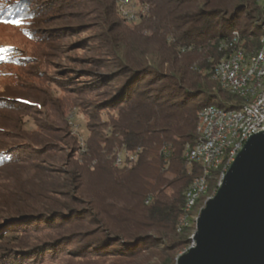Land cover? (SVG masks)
<instances>
[{
	"label": "trees",
	"instance_id": "trees-1",
	"mask_svg": "<svg viewBox=\"0 0 264 264\" xmlns=\"http://www.w3.org/2000/svg\"><path fill=\"white\" fill-rule=\"evenodd\" d=\"M135 1L140 9L131 21L118 0H0V21H21L30 40L50 49L58 47L60 31L41 30L43 22L53 14L91 13L103 30L97 49L112 52L107 66L116 68L104 77L109 88L104 100L79 103L87 131L81 141L64 117L66 99L60 105L23 93L20 71L29 75L40 57L0 47V63L14 71L9 92L15 91L0 96V264H176L191 242L194 220L191 226L180 224L186 191L203 166L189 162L185 150L198 140L203 107L242 105V98L215 78L216 65L237 46L232 45L235 32L247 53L260 47L264 4ZM111 25L141 37L143 47L134 57ZM56 83L66 94V85ZM36 112L45 117L33 116L35 128L26 129L21 115ZM64 151V167L47 164ZM119 153L122 165L115 164ZM223 167L211 171L201 204L216 189ZM100 184L106 186L103 196ZM113 184L124 192L119 202L110 198Z\"/></svg>",
	"mask_w": 264,
	"mask_h": 264
},
{
	"label": "rangeland",
	"instance_id": "rangeland-1",
	"mask_svg": "<svg viewBox=\"0 0 264 264\" xmlns=\"http://www.w3.org/2000/svg\"><path fill=\"white\" fill-rule=\"evenodd\" d=\"M259 1L263 2L264 4V0ZM118 5L124 15L131 17L129 18L132 19L131 21H133L134 16L140 9V5L136 3L135 0H118ZM132 7H134L135 11L131 16V13H127V11L132 10ZM86 14L87 15L84 17L77 15H62V17L61 15L53 14L51 18L47 19V21L43 22L42 25L39 26L41 30L46 31L47 33L52 31L54 32L56 30L60 31L59 34L61 38L56 42L58 46L56 49H50L49 47L45 48L44 44L39 45L38 43H35V41L30 40L23 31L21 24L0 21V47L15 46L25 50L27 53H33L40 57L38 59L39 62L36 64L38 65V68H33L29 72V75L20 71L22 77L25 79L22 85L25 86L24 88H27L23 93L26 95L32 94L34 96L45 97L49 102L57 100L58 104L62 102L61 99H66L64 117L67 119V121L74 123L76 128H73L74 130H72V132H78L76 134H79V139L81 141H83V138L87 136V131L85 118L80 115L81 110L79 108V103L83 102L85 104H89L104 100L107 95L106 91L109 92V88L104 86V77H109L111 74L113 75L111 72L116 70L114 67L107 66L106 60L110 57V55H112V52L105 51L104 49H97V46L100 45V43L97 41V37L100 35V32H103V30H101L99 27L100 21L92 18L90 16L91 13ZM113 26L111 25L110 28L113 30L115 35L120 32L126 38L128 42V49L134 57L138 47H143V40L141 37H138L137 34L126 33L123 30L119 31L113 28ZM130 26H133V24H130ZM13 73L14 71L12 69L9 71L7 67L0 63L1 97L8 96L9 94L12 95L11 93L15 95V91L9 92L12 85L11 83L13 79H11V76ZM58 81L66 85V94H63L57 88L56 82ZM94 85L101 86V88L97 90L93 89L95 87ZM49 109L50 106L45 107V114ZM45 114L44 112H36L33 113V115H21L24 119L23 126L26 129L33 130L35 128L34 123H32L33 116L42 118V116L45 117ZM61 134L65 136L64 133ZM58 144H60V146L65 149V145L63 143ZM81 145L84 146V142H82ZM70 152L71 150L68 149L66 154ZM59 154L62 156L60 160L56 162L47 161V164H54L52 166L58 165L64 167L63 162L66 159L65 151ZM108 188L110 189L111 185ZM99 189L102 190V196L103 193L105 195L104 191L106 186L100 184ZM110 192V198H112V201L119 202L120 197L124 196V192H122V190L118 188L116 184L112 185ZM77 196L83 198V196H80L79 194H77ZM68 204L71 207H84V204L76 201H68L67 205ZM202 204L200 203L199 206ZM199 206L197 210L200 208ZM57 220L59 221L60 219L57 218ZM84 228L90 229L93 227L91 225H86ZM79 229L80 227L72 228L74 231H79ZM81 230L84 229L82 228ZM190 244L191 242L189 245ZM189 245L185 249L181 250L179 255L186 251L190 247ZM75 247L76 245H69V248ZM50 264H58V262H52Z\"/></svg>",
	"mask_w": 264,
	"mask_h": 264
},
{
	"label": "water",
	"instance_id": "water-1",
	"mask_svg": "<svg viewBox=\"0 0 264 264\" xmlns=\"http://www.w3.org/2000/svg\"><path fill=\"white\" fill-rule=\"evenodd\" d=\"M190 241L176 264H264V131L246 140Z\"/></svg>",
	"mask_w": 264,
	"mask_h": 264
},
{
	"label": "bare ground",
	"instance_id": "bare-ground-1",
	"mask_svg": "<svg viewBox=\"0 0 264 264\" xmlns=\"http://www.w3.org/2000/svg\"><path fill=\"white\" fill-rule=\"evenodd\" d=\"M239 41V34L235 32L232 45L237 46L217 63L215 78L223 89L242 98V105L233 109L208 105L198 114V140L193 146L188 145L185 157L191 163H202L203 174L195 177L186 191L185 216L181 221V227L190 225L193 220L196 224L201 209L221 185L226 171L246 140L253 134L264 131L257 130V123H253L252 111L256 105L264 106V35L261 37L260 47L248 53L239 45ZM235 68L237 83L233 85L227 83V78ZM123 162V155L119 153L115 164L122 165ZM222 164L224 167L216 189L199 206L201 198L208 193V177L211 171L220 168ZM198 206L200 208L197 210ZM194 245L195 242L191 241L189 246Z\"/></svg>",
	"mask_w": 264,
	"mask_h": 264
},
{
	"label": "built area",
	"instance_id": "built-area-1",
	"mask_svg": "<svg viewBox=\"0 0 264 264\" xmlns=\"http://www.w3.org/2000/svg\"><path fill=\"white\" fill-rule=\"evenodd\" d=\"M131 1V0H128ZM134 7H132V10L127 11V13H131V16L134 14ZM237 68V67H236ZM236 68L233 72L229 73V76L227 78V83H237L236 79ZM245 79V77H244ZM253 123H257V130H263L264 129V106L256 105L253 109ZM237 124V122H236ZM240 127V126H238Z\"/></svg>",
	"mask_w": 264,
	"mask_h": 264
},
{
	"label": "snow or ice",
	"instance_id": "snow-or-ice-1",
	"mask_svg": "<svg viewBox=\"0 0 264 264\" xmlns=\"http://www.w3.org/2000/svg\"><path fill=\"white\" fill-rule=\"evenodd\" d=\"M11 23H13V24H20L21 21H19V20H15V21H11Z\"/></svg>",
	"mask_w": 264,
	"mask_h": 264
}]
</instances>
